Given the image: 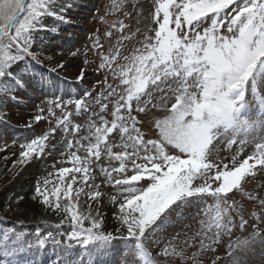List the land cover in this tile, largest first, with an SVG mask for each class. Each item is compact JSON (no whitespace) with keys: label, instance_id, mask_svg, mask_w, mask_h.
Segmentation results:
<instances>
[{"label":"snow or ice","instance_id":"1","mask_svg":"<svg viewBox=\"0 0 264 264\" xmlns=\"http://www.w3.org/2000/svg\"><path fill=\"white\" fill-rule=\"evenodd\" d=\"M74 7L75 0H0V122L7 104L45 86L37 71L52 58L44 56L43 34L72 23ZM115 13L123 18L106 19ZM100 21L110 48L105 54L99 35L88 48L100 58L94 71L105 74L100 92L42 101L24 127L55 124L20 142L13 162L41 160L58 129L67 139L82 127L73 115L89 114L87 134L67 139L72 167L58 168L55 181L51 172L38 180L32 197L63 218L49 226L56 231L0 227V264H37L32 257L45 250L96 264L115 243L127 253L121 264H264V183L248 190L258 173L264 177V0H152L147 14L141 0H112ZM65 68L57 61L49 71ZM85 77L81 68L77 80ZM248 146L254 150L241 158ZM101 184L115 190L107 203ZM108 205L112 231L104 227ZM198 216L191 231L188 221ZM237 227L247 234L233 241Z\"/></svg>","mask_w":264,"mask_h":264},{"label":"rangeland","instance_id":"2","mask_svg":"<svg viewBox=\"0 0 264 264\" xmlns=\"http://www.w3.org/2000/svg\"><path fill=\"white\" fill-rule=\"evenodd\" d=\"M108 1L109 5L107 8L109 9V6L112 2V0H104ZM135 3L136 0H133ZM152 0H141V4L144 9V13L147 14L148 7L151 4ZM117 18H123L122 13H115V14H110L106 17L107 20L111 21L113 19ZM83 24L86 26L85 29L87 30L90 25H91V20L86 23L84 18H82ZM144 25L141 24V28H143ZM108 25L105 24V29L107 30ZM142 37H138V39H141ZM57 42H60L61 39H57ZM126 44L128 42H125ZM135 46V45H133ZM49 52H47L48 55H45L46 57H51L52 59L49 61L52 65L57 64V61H62L65 63V57L61 55L58 56L57 54L53 53L48 49ZM86 51L81 50L80 51V57H76L79 60V63L76 67L75 70L72 72H69L66 68V72L68 75L71 77L77 79V75L80 71L81 68L84 67V53ZM122 52H127L125 50H122ZM80 59H81V64H80ZM68 62V61H67ZM77 64V62L75 61ZM65 69H63L64 71ZM100 77V85L102 86L104 80H105V74L104 72H98V74H94L92 71H86V78L93 80L96 78ZM108 83H112V78L111 75L109 74L108 76ZM165 113L163 111H160L157 114V118H162ZM30 119V116L28 117ZM16 122L20 123L19 120L17 119ZM154 131V130H153ZM5 142H7V149L4 147H0V212L3 213L6 216L9 217H16L20 220H24L26 222H34V221H60L59 218H57V214L51 210V209H46L39 200H34L32 197L35 194L34 193V188L35 185L37 184L38 180H43L44 177L48 175L51 170L54 171L53 165H57L58 162L62 161V156L60 153L52 151L50 155H48L46 158L39 160V161H34L33 166H27L24 169H22V166H17L19 169L15 172L13 170L11 171L9 167L13 166V162L18 159V154L15 153V150L12 149L14 147L13 141L4 133H0V145H4ZM235 145L233 146V149H235ZM62 150H66V146L63 147ZM75 149H72L71 151H74ZM254 150V146H248L245 149V152L242 154V157H245L246 155L250 154ZM79 155H83V152L81 151L78 153ZM223 155H227V152L222 153ZM49 158V159H48ZM64 159V158H63ZM64 162L66 165L69 167H72L70 163L67 162V157L64 159ZM41 164V165H40ZM39 166L44 167L43 173H37V174H32V172L37 171L39 169ZM5 167V168H2ZM16 167V168H17ZM2 168V169H1ZM7 168V169H6ZM47 168V170H45ZM15 169V168H14ZM42 174V176H41ZM41 176V177H40ZM99 183V182H98ZM255 183L256 186L264 183V177H261L260 174H257V178H255ZM103 188V191L106 193L104 197V202L107 203V193H112L115 194V190L111 188L110 186H101ZM19 197H23L22 200H18ZM82 200H86L87 197L83 196L81 197ZM11 203L12 204V209L9 210L7 205ZM97 205L93 203V208H96ZM253 208V204L249 202V210L251 211ZM114 207L111 205H108L107 207H104L102 211L106 214V219L104 223V227L107 231L113 230L116 226L115 218L113 217L112 213L114 211ZM237 223H238V218H237ZM237 229H239L237 227ZM169 231H172L169 229Z\"/></svg>","mask_w":264,"mask_h":264},{"label":"bare ground","instance_id":"3","mask_svg":"<svg viewBox=\"0 0 264 264\" xmlns=\"http://www.w3.org/2000/svg\"><path fill=\"white\" fill-rule=\"evenodd\" d=\"M73 22H77V21L76 20H73ZM53 50H54V48H53ZM73 60L74 59L71 56L68 57V62L66 63V67H67V70L69 72H72L73 70L76 69V63ZM68 76H70V75H68Z\"/></svg>","mask_w":264,"mask_h":264}]
</instances>
